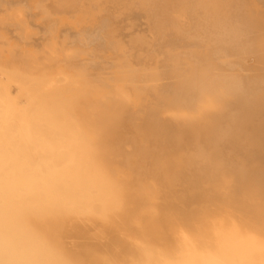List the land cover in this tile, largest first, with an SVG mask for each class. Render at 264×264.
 <instances>
[{"label": "bare ground", "instance_id": "6f19581e", "mask_svg": "<svg viewBox=\"0 0 264 264\" xmlns=\"http://www.w3.org/2000/svg\"><path fill=\"white\" fill-rule=\"evenodd\" d=\"M0 264H264V0H0Z\"/></svg>", "mask_w": 264, "mask_h": 264}]
</instances>
